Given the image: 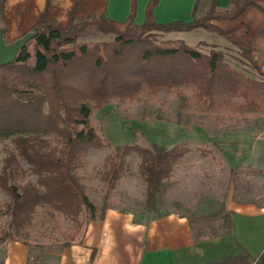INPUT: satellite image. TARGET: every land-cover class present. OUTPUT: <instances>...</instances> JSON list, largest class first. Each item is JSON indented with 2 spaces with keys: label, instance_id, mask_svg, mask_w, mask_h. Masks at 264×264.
<instances>
[{
  "label": "trees",
  "instance_id": "1",
  "mask_svg": "<svg viewBox=\"0 0 264 264\" xmlns=\"http://www.w3.org/2000/svg\"><path fill=\"white\" fill-rule=\"evenodd\" d=\"M4 2L0 0L2 22ZM157 2L149 0L140 25L134 24V9L123 22L103 15L72 14L65 29L43 14L13 59L0 65V141L10 139L13 145L2 159L0 187L10 197L8 227L16 233L31 226L33 214L43 208L51 220L58 213L73 223L61 243L69 245L84 220L101 218L111 207L106 205L110 191L126 173L133 153L139 158L137 173L146 187L144 213L154 216L156 194L188 151V142L170 148L136 142L114 146L105 159L101 180L107 191L98 206L86 193L80 169L90 149L111 147L91 116L112 102L150 99L164 92L178 95L187 106L200 108L211 118L221 117L219 111L225 108H232L227 116L240 118L264 111L263 75L232 66L221 49L203 52L183 39L157 42L155 34L203 28L225 38L243 63L255 70L251 47L241 41L247 27L226 31L213 23L234 20L255 0H232L231 8L223 11L210 0L203 15L167 23H158L152 16ZM91 29L113 38L82 41ZM6 240L21 241L2 228L0 243Z\"/></svg>",
  "mask_w": 264,
  "mask_h": 264
},
{
  "label": "crops",
  "instance_id": "2",
  "mask_svg": "<svg viewBox=\"0 0 264 264\" xmlns=\"http://www.w3.org/2000/svg\"><path fill=\"white\" fill-rule=\"evenodd\" d=\"M148 2L5 0L0 31L5 30L2 38L7 45L30 34L43 14L65 29L72 14L76 17L103 15L123 22L132 9L134 24L140 25L145 19ZM201 3V7L208 9L210 0H158L152 16L158 23L188 22L198 12ZM215 6L218 11V8L229 10L232 0H215ZM229 22L232 24L226 31L240 25L247 27L248 33L241 36V41L250 45L255 71L264 76V0H255L234 20L213 21L222 29ZM174 126L183 130L178 137L174 135L180 141L158 140L157 144L170 148L183 140L188 145L209 143L211 135L208 132L191 133L180 125ZM192 136L201 139L192 142ZM227 139L228 143L220 146L218 152L230 169L249 166L253 170H264V136L230 133ZM241 141H245L244 145ZM243 195L250 198L241 200ZM235 197L239 200H233L232 194L226 192L215 216L208 214L204 218L197 215V219L179 210L147 216L109 207L101 218L84 220L78 237L69 245H60L54 254V264H264V196L236 191ZM191 211L196 215L200 210L193 208ZM216 217L221 218V224H208ZM35 245L23 241L0 243V264H46L52 257L50 248L42 247L45 253L39 258L32 254L37 248Z\"/></svg>",
  "mask_w": 264,
  "mask_h": 264
},
{
  "label": "rangeland",
  "instance_id": "3",
  "mask_svg": "<svg viewBox=\"0 0 264 264\" xmlns=\"http://www.w3.org/2000/svg\"><path fill=\"white\" fill-rule=\"evenodd\" d=\"M201 6H203L202 3L195 14L196 17L207 11V8L204 9ZM218 9L227 10V8ZM231 24L232 22H229L224 29L229 30ZM88 34L82 41H109L113 38L94 29H91ZM155 34L157 42L183 39L187 44L197 46L203 52H208L213 47L221 49L232 66L245 73L256 75L253 68L243 63L235 48L225 38L214 32L197 28L191 31H156ZM185 90L188 98L192 99L191 92ZM231 110L232 108L222 109L219 111L221 117L211 118L205 116L200 108L187 106L178 95L160 92L150 99L142 98L124 103L112 102L94 111L91 118L102 135L111 143V147L90 149L87 152L85 166L80 169L87 195L98 206H102L107 185L101 180V175L105 170V159L113 152L114 146L135 142L140 146H148L150 143H158V140L165 142L169 140L174 143L180 141L174 138V135L178 137L180 132H183L174 125L182 124L186 126L184 129L187 132L201 134L208 132L211 135L210 140H208L209 143L187 145L188 151L175 166L170 179L163 180V185L156 194V211L152 215L179 210L188 213L191 218L197 219L198 216L206 218L208 214L215 216L219 212L220 202L226 192L232 194L233 200H239L236 198L237 195L235 197L236 191L264 196V170H253L249 166L230 169L218 152L220 146L224 147V143H228L227 135L230 133L243 136L247 134L252 137L264 136V111L252 112L240 118L227 116V112ZM199 139H201L200 136L195 138L192 136L190 141L195 142ZM241 142L244 145L245 141ZM12 146L10 139L0 141V169L6 148ZM128 160L129 168L110 191L106 205L143 214L146 187L137 173L139 158L133 153ZM30 178L34 180L33 176ZM246 198L250 196L243 195L241 200ZM9 203V195L0 187V230L4 228L11 232L12 238L26 240L33 245L37 243L38 245L35 246L39 249L36 248L32 252L34 257L40 258L44 255L45 250L42 247L50 248L52 257L49 260L48 257L45 258V262L48 260L46 264H54V254L61 243L67 240V231L73 223L58 213H54L55 219L51 220L45 209L37 208L33 214L31 226H27L22 233L18 234L8 227L10 216L7 206ZM193 208L200 211L195 215V212L191 211ZM214 219L208 224L213 226L221 224V218Z\"/></svg>",
  "mask_w": 264,
  "mask_h": 264
},
{
  "label": "water",
  "instance_id": "4",
  "mask_svg": "<svg viewBox=\"0 0 264 264\" xmlns=\"http://www.w3.org/2000/svg\"><path fill=\"white\" fill-rule=\"evenodd\" d=\"M30 36L31 34H27L22 39L6 45L3 41L2 35L0 34V65L10 62L17 50L23 46Z\"/></svg>",
  "mask_w": 264,
  "mask_h": 264
}]
</instances>
